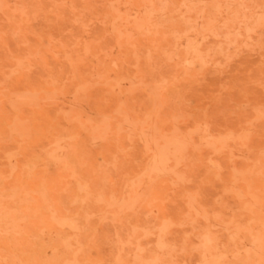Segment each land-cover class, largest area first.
<instances>
[{"label": "rangeland", "instance_id": "rangeland-1", "mask_svg": "<svg viewBox=\"0 0 264 264\" xmlns=\"http://www.w3.org/2000/svg\"><path fill=\"white\" fill-rule=\"evenodd\" d=\"M0 264H264V0H0Z\"/></svg>", "mask_w": 264, "mask_h": 264}]
</instances>
